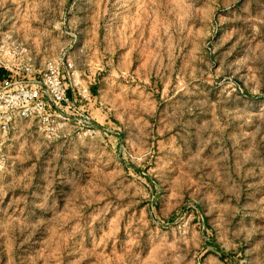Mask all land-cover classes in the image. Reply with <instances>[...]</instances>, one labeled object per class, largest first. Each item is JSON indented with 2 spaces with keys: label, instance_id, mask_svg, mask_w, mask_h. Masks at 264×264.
<instances>
[{
  "label": "rangeland",
  "instance_id": "obj_1",
  "mask_svg": "<svg viewBox=\"0 0 264 264\" xmlns=\"http://www.w3.org/2000/svg\"><path fill=\"white\" fill-rule=\"evenodd\" d=\"M63 57L90 92L0 125V264H264V0H0V80Z\"/></svg>",
  "mask_w": 264,
  "mask_h": 264
},
{
  "label": "built area",
  "instance_id": "obj_2",
  "mask_svg": "<svg viewBox=\"0 0 264 264\" xmlns=\"http://www.w3.org/2000/svg\"><path fill=\"white\" fill-rule=\"evenodd\" d=\"M71 75H74V62L63 57L49 63L38 76L33 78H14L0 80V125H7L17 120L29 119L41 115L50 106L62 111L70 103L68 91L72 86ZM88 93V88L75 93ZM84 96V95H83ZM87 123L93 127L94 121L88 118Z\"/></svg>",
  "mask_w": 264,
  "mask_h": 264
},
{
  "label": "crops",
  "instance_id": "obj_3",
  "mask_svg": "<svg viewBox=\"0 0 264 264\" xmlns=\"http://www.w3.org/2000/svg\"><path fill=\"white\" fill-rule=\"evenodd\" d=\"M76 75V74H75ZM68 95H75L73 88L71 87L68 91Z\"/></svg>",
  "mask_w": 264,
  "mask_h": 264
},
{
  "label": "trees",
  "instance_id": "obj_4",
  "mask_svg": "<svg viewBox=\"0 0 264 264\" xmlns=\"http://www.w3.org/2000/svg\"><path fill=\"white\" fill-rule=\"evenodd\" d=\"M3 71L0 70V79H2Z\"/></svg>",
  "mask_w": 264,
  "mask_h": 264
}]
</instances>
